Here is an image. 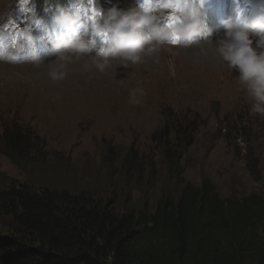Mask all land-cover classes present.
Wrapping results in <instances>:
<instances>
[{"label": "rangeland", "instance_id": "rangeland-1", "mask_svg": "<svg viewBox=\"0 0 264 264\" xmlns=\"http://www.w3.org/2000/svg\"><path fill=\"white\" fill-rule=\"evenodd\" d=\"M65 1L68 10L69 0ZM43 3L0 0V23L13 22L0 38L6 44L12 39L23 42L27 21L36 13L42 28L31 33L34 48L45 50L40 46L43 32L54 24L50 19L43 22L49 6ZM131 4L132 0H96L95 7L126 10ZM219 32L192 47L160 46L144 56L142 64L113 60L104 72L96 68L103 58L95 53L65 50L63 59L51 53L39 68L24 62L29 49L8 53L16 61L0 60V132L4 124L17 125L31 135L39 154L27 171L0 154V173L40 188L90 192L116 202L121 212L125 207L141 212L148 204L153 213L163 195L179 198L185 185L199 187L205 179L223 199L264 196V115L250 111L253 101L235 79L239 73L229 71L216 57ZM201 49L207 56L200 55ZM52 71L65 73L64 79L52 80ZM134 88L144 90L143 96L137 94L138 104L130 102ZM170 124L181 137L193 139L184 151L174 150L176 173L169 172L158 148ZM248 158L260 171L259 180L252 176ZM8 233L0 218V235Z\"/></svg>", "mask_w": 264, "mask_h": 264}, {"label": "trees", "instance_id": "trees-1", "mask_svg": "<svg viewBox=\"0 0 264 264\" xmlns=\"http://www.w3.org/2000/svg\"><path fill=\"white\" fill-rule=\"evenodd\" d=\"M174 126L158 146L170 173L178 171L174 150L193 143ZM36 148L17 125H3L0 154L18 169H29ZM247 164L259 180L249 158ZM0 184V218L9 231L0 235V264H264L263 195L223 199L205 179L185 185L179 198L163 195L153 213L148 204L121 212L90 192L40 188L3 173Z\"/></svg>", "mask_w": 264, "mask_h": 264}, {"label": "clouds", "instance_id": "clouds-1", "mask_svg": "<svg viewBox=\"0 0 264 264\" xmlns=\"http://www.w3.org/2000/svg\"><path fill=\"white\" fill-rule=\"evenodd\" d=\"M47 2V0H46ZM96 0H69V9L48 3L45 13H51L53 24L60 29L50 41L52 53L62 59L63 51L76 54L95 53L103 58L96 68L104 72L111 67V61L120 60L133 65L144 63V56H151L167 45L192 47L213 36L214 29L207 22L203 9L208 0H132L126 10L117 6L107 11L95 7ZM231 12L221 20V35L214 40V52L221 64L229 71L239 73L237 79L253 101L250 111L264 115V4L259 12L250 16L241 7L240 0H231ZM83 18V19H82ZM7 20L0 23V32L7 31ZM42 20L33 15L23 30L28 33L23 42L12 39L7 44L0 38V60L16 61V56L8 53H21L26 63L39 68L43 59L40 51L34 48L33 29H41ZM46 33V31H45ZM207 56V51L200 50ZM159 63V59L154 61ZM170 73L175 76L174 67ZM52 80H63L65 73L52 71ZM137 94L144 95L142 88L130 90V102L138 104Z\"/></svg>", "mask_w": 264, "mask_h": 264}, {"label": "bare ground", "instance_id": "bare-ground-1", "mask_svg": "<svg viewBox=\"0 0 264 264\" xmlns=\"http://www.w3.org/2000/svg\"><path fill=\"white\" fill-rule=\"evenodd\" d=\"M1 5V4H0ZM215 32V31H214ZM219 33H221V32H219ZM198 54V53H197Z\"/></svg>", "mask_w": 264, "mask_h": 264}]
</instances>
